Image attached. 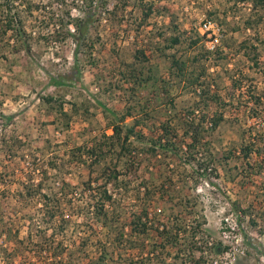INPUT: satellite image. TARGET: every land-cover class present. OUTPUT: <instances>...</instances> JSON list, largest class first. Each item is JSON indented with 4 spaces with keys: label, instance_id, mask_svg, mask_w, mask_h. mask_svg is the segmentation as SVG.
<instances>
[{
    "label": "trees",
    "instance_id": "trees-1",
    "mask_svg": "<svg viewBox=\"0 0 264 264\" xmlns=\"http://www.w3.org/2000/svg\"><path fill=\"white\" fill-rule=\"evenodd\" d=\"M47 1L48 6L40 8L33 0H0V59L8 60L9 71L12 63H17V58L11 59V55L13 57L21 51L26 55L32 54L33 41L62 45L68 37H72L71 74L52 75L49 81L55 86H72L86 92L88 88L82 80L84 69L78 55L81 53L90 63L89 71L98 67L97 59L92 56L93 41L87 44L86 40L92 30L98 31L100 21L106 19L110 30L117 26V30H112L117 33L118 27L125 21L124 17L135 10L136 4L139 21L133 32L137 35L150 16L162 15L164 9L155 6L152 0ZM228 1H232L231 5L222 14L231 13L233 18L236 17L234 6H239V3L250 6V13L242 21V30L251 33L249 38L242 41L233 39L232 33L240 29L239 25L232 26L225 18H219L216 10L208 11L206 17L221 28L220 45L213 50L206 47V33H201L197 27L191 25L186 30H180L172 25L168 33H157L162 37L159 43L163 45H157L148 52L147 48L138 47L133 42L129 61H117V57H113L118 63L113 62L106 71H93L92 81L96 83L99 93L88 92L87 99H93L101 108L106 121L105 129L98 136L90 137V145L85 141L68 150L63 149L60 156L68 153L67 159L56 156L44 160L37 157L29 162V169L25 171L28 178L25 177L24 182L19 181L21 190H16L18 200L21 203L38 201L37 211L41 215V222L50 225L57 221V227L51 234H46L45 228L38 230L41 229L37 227L38 224H30L28 232L22 236L17 228L5 221L0 210V222L8 224V227L0 225V233L4 231L7 240V244H0L2 264H78L82 252L79 245L82 246L83 242L70 250L65 239L54 238L56 235L63 237L66 227L72 224L71 217L76 213L73 211L78 206L77 199L84 203V206L79 205V209L77 207V213L83 215L85 222L95 220L109 233L114 232V236L106 240L113 247L109 249L106 244L96 240L95 244H100L99 251L95 256L86 258L87 264H206V248L215 258L227 251L230 246L220 240H213L207 246L205 219L198 211L199 201L193 189L200 179H206L216 190L223 191L219 182L221 170L224 186L226 181L229 184L236 182L241 188L264 172V86L258 91L252 79L249 84L245 83L249 76L237 68L238 60L234 62L240 54L251 59V66L247 68H255L254 71L264 80V59H261L262 54L258 50L264 45V0ZM74 9L76 15L73 14ZM42 13L47 14V21L39 31L46 32L33 38L32 31H36L37 27L28 25L27 20ZM184 43L190 52L188 56H180L176 48ZM169 49L171 52H167ZM192 50L198 52L191 55ZM113 53L114 49H111V56L117 54ZM208 61L210 66L207 65ZM230 61L234 62L235 68L228 67ZM160 62L166 65L164 74ZM114 64L119 66L115 68ZM208 71H214V74L209 77ZM104 73L113 80L109 78V82L106 81ZM222 75L229 79L225 96L221 94L219 84ZM69 81L70 84H65ZM173 86L191 94L188 105L182 103L177 106L175 95L169 93ZM141 88L145 89L147 103L152 101L158 106L164 104L167 108L161 120L148 108V104L135 107L139 104L137 91ZM114 89L120 90L124 98L121 112L111 108L100 96L101 92L111 97ZM87 99L79 102L66 101L63 94L58 97L53 94L40 96L44 114L55 117L51 122L44 123L57 124L59 119L62 122L61 130L67 129L72 116L88 113ZM65 104L69 105V110ZM12 119L13 115H5L0 111V120L3 121L1 129ZM249 120L251 123L247 126ZM225 123L237 124L240 129L239 139L228 147L222 146L223 139L219 136L221 126ZM87 129L89 132L93 130ZM107 129L109 133L105 132ZM1 134L3 130H0V150L6 151L8 162L15 157L24 159L23 155L15 152L24 142L14 132L8 133V139ZM86 158L90 161L86 162ZM76 161L89 168V176L79 184L80 189L66 180V172L59 176L61 170L58 167L65 162ZM145 161L161 171L158 174L160 181L150 186L143 178L144 171H141ZM97 171L100 175L92 177ZM12 172L0 169L1 196L6 197L8 187L16 181ZM129 173L140 178L139 185L144 191L140 205L129 221L130 237H125L120 223L123 210L115 197L116 194H123L129 185ZM45 183H49V186ZM79 193L84 196H73ZM155 197L163 202L166 214L161 211L150 214L149 209L157 202ZM1 200L0 205L3 203ZM229 202L237 223L247 224V227L263 223L264 212L258 210L260 202L256 208L252 204L242 206L239 200ZM183 215L192 216L191 224H187L188 229L182 228L180 224H168L171 219L178 223L184 219ZM258 232L261 233V230ZM183 233H188L187 240L181 238ZM33 236L38 237L36 241ZM244 237L248 248L263 258L264 248L254 245L247 234ZM113 248L119 249L117 257ZM120 249H128L129 254L122 256ZM32 252L36 257L31 259ZM244 252L245 255L249 254L248 250ZM3 254L6 260L1 259ZM237 262L235 257L233 264Z\"/></svg>",
    "mask_w": 264,
    "mask_h": 264
},
{
    "label": "rangeland",
    "instance_id": "rangeland-1",
    "mask_svg": "<svg viewBox=\"0 0 264 264\" xmlns=\"http://www.w3.org/2000/svg\"><path fill=\"white\" fill-rule=\"evenodd\" d=\"M148 1L150 0H147L146 2ZM33 2L40 8H43L44 5L48 6L47 0H33ZM152 2L155 6L164 8L162 11L163 14L150 16L145 21V24L140 27L137 35L133 32L139 21V11L136 4H134L135 10L130 14L128 13L127 17H124L125 21H123L118 27L117 33L112 32L113 28L114 30H117V26H114L110 30L111 27L106 19H102L100 21L97 32L94 30L91 31V34L86 42L89 44L93 41L92 56L97 59L98 67L94 65L95 67L91 69L92 71H89L90 63H87V60L82 57L81 53L78 55L80 64L84 69L82 73V80L87 86L88 92L99 93L96 83L92 81L94 77L93 71L95 73L96 71H102V69L106 71L113 62L118 63L117 61L122 60L129 61L132 49L134 48L133 42H135L136 46L147 48V51L150 52L156 48L155 46L164 44L159 43L161 42L162 37L157 34L158 32L165 31L166 34L169 32L172 25H176L180 28V30H186L191 25L198 28L201 20L207 18L206 16L208 11L216 10L219 18H225L226 22H229L232 26L239 25L240 29L232 33L233 39L242 41L243 39L250 37V32L242 30V21L250 13L249 5L239 3V6H234L236 17L233 18V16L230 15L231 13L222 14L224 10L228 9L231 5L232 1L228 0H152ZM73 14L76 15L75 9L73 10ZM46 16V13H42L37 17H31L27 20L28 25L31 24V26L34 25L37 27L36 31H32L31 36L33 38H36L38 34H45L46 31H39V28L46 23ZM73 48L74 41L72 37H68L65 44L62 45L54 42L46 44L42 40L37 42L33 41L31 49L32 54L26 55L21 51L17 55H13V57L11 55V59L17 58V63H12V67L9 71L8 60L2 61L0 59V111L5 115H13V119L3 129H1L3 127V121L0 120V130H3V134L1 135L8 139V133L11 134L14 132L15 135L21 136L22 141L24 140L22 147L20 146L15 150L17 154L23 155L24 159H22V157H15L12 161L8 162L7 156L5 155L6 151L0 150V169L5 168V171L7 172L13 170L12 175L15 176L16 179V181L11 184V187H8L6 197L1 196L0 194V200L2 199L1 202H3L0 205V210L5 216V221L10 222L14 228H17L22 236L26 235L28 232V225L30 226V224H38L37 227L41 228L38 230H44L45 228L46 234H51L53 230L56 229L55 227H57V221H53V224L50 225H45L41 222V215L37 211L38 201L34 200L31 203L25 201V203H21L20 200H18L19 197L16 190H21L19 181L24 182L26 179L25 177L28 178V173H25V171H28L29 169V162L37 157L44 160L56 156H59L61 159H67L69 157L68 153L60 156L63 149L68 150L71 146L81 144L85 141H87V145H90V137L98 136L100 132L105 129L104 127L106 121L103 118L102 110L95 104L93 99H87L88 92L72 86L58 87L51 84L49 81L50 76L52 75L60 76L62 74H71ZM176 48H178V54L180 56L190 55L189 49L186 48L185 43L181 46H177ZM259 48L260 49L258 50L262 54L261 59H264V45ZM111 49H114L113 54H117L111 56ZM167 52H171V50L169 49ZM195 52H198V50H192L191 55ZM113 57H117V61H114ZM237 58L239 59L234 61L237 62L238 60L237 68L244 70V73L249 76L248 80L245 79V83L249 84V80L252 79L253 83L257 87V90H261L264 86V80H262L261 75L254 71L255 68H247V66H251L252 60L246 58L242 54H240ZM234 62H228V67L235 68ZM160 64L161 72L164 74L166 65L164 62H160ZM207 65H211L210 61H208ZM114 66L117 68L119 65L114 64ZM210 71H208L209 77L214 74V71ZM104 76L105 80L109 82V78L111 79V77L106 73H104ZM115 79H117V76ZM168 81L171 82L172 79H168ZM219 84L221 94L225 96L226 90L229 88L228 77L222 75L221 80H219ZM144 93L145 89L142 88L137 91L139 104L135 107L138 108L142 104H148V108L151 109V111H154L158 120H161L163 118L162 114L167 108L164 104L158 106L152 101H148L147 103V97H145ZM169 93L171 95H175V103L177 106L182 103L184 105H188L192 99L191 94L180 91L177 86H173V89ZM46 94H53L55 97L63 94L66 101L78 100L79 102H83L87 99V104H89L87 105L88 113H80V115L72 116L69 127L65 130H61L62 122L59 119L57 124H46L44 122H49L50 120L55 119V117L45 115L44 112H40L36 107L39 103V97ZM100 96L111 106V108L119 112L122 111L123 97L120 90L114 89V93L111 97H108L101 92ZM65 107L69 110L68 104H65ZM250 123L251 120L247 121L246 125L248 126ZM237 127V124L232 125L229 123H225L221 126V134L219 133V136L223 139V147H228L232 142H237L240 131ZM87 128H92L93 130L89 132ZM105 132L109 133L110 130L107 129ZM138 149L139 146L136 147V151H138ZM89 161L90 159L86 158V162ZM12 162L15 163L12 164ZM237 163L239 164V161H237ZM58 168L61 170L59 176L62 175L63 172H66V180L71 184L78 186V189L81 187L79 184L85 181L89 176V168H87V166L80 161H76L75 163L65 162L64 165ZM119 168L121 169V165ZM142 170L144 171L143 178L147 182L148 186L152 183L160 181L158 175L160 170H158V168L154 165L148 163V161L143 162L141 166V171ZM222 172L223 171L221 170V178L219 179V182L223 191L216 190L215 187L211 186L206 179H200L198 185L193 189L194 194L197 195L199 201L197 204V208L199 209L198 211L205 219L204 229L208 235V238L205 237L207 239L206 241H208L207 246L211 245L213 240H220L224 244L231 246V251L221 258V264H233L235 257L238 260L237 264H264V257L262 258L253 250H250L244 237V234H247L254 245L264 248V217L262 220L263 223L260 222V224L255 227H247V224L237 223L238 225L231 224V226L234 225V228L232 229L229 225L222 224L223 217L234 212L231 208L229 200H239L242 206L252 204L253 208L258 207L260 202L261 205L258 210L262 209V212H264V172L260 176H257L248 182L243 188L238 186L236 182H234V184H229L226 180V186H224L222 182L224 179ZM53 173L54 172L51 174ZM99 175V171H97L93 173L92 177ZM128 179L130 183H128L129 185L124 190L123 194H116L115 197L123 210V213L120 216V223L123 225L124 233L126 234L125 237H130L128 236L129 233H131L129 221L132 214L140 205V199L144 191V188L139 185V177L129 173L127 180ZM45 184L49 186V183ZM78 191L80 192V190ZM80 194L81 193L74 194L73 196L78 198V195ZM81 196H84V194H81ZM155 198L157 202L149 209L150 214H158L160 211L163 214H166L163 202L158 197ZM77 202L78 206H76V209L74 208L76 211H73L76 213L77 207L79 209V205L84 206L82 200L78 201L77 199ZM23 205L29 206L22 207ZM157 209H160V211H157ZM76 213H74L71 217L72 224H69V227L67 226L68 228L66 227L63 237H61V235H56L54 238L65 239V243L70 250L76 249L80 246L82 248V252L80 257H78V264H87L86 258L95 256L99 251L101 243L106 244V247L109 249L113 247L111 244L106 243V240L112 238V236H114V232L109 233V230L102 227L100 222H94L95 220H92L91 222L89 219V221L85 222V219L82 217L83 215H78V213ZM183 216L184 219L180 220L178 223H174V220L171 219L168 224H180L182 228L188 229L187 224H191L192 216ZM2 223L3 222H0V225L8 227V224ZM73 223L78 224L76 225ZM223 230L228 232L227 237L223 236ZM258 230H261V233H259ZM5 235L6 233L1 231L0 244L2 242L4 245L7 244ZM35 238L38 237L33 236L34 241H36ZM181 238H183V240H187L188 233H183ZM96 240L100 241V244L96 245ZM80 242H83L82 246H78ZM31 246L32 245L29 247ZM9 248L10 247L8 246V249ZM1 250L2 249H0V251ZM113 250L115 251V257H117L119 249L113 248ZM246 250L249 251L248 255H245L244 251ZM120 252H122V256H127L129 254L128 249H120ZM204 255L206 256L205 261L209 264L211 259L215 258L211 255L208 248L205 249ZM34 256L36 257L35 253L32 252L30 258L32 259ZM3 258L6 260L4 254L1 259ZM0 264H2V261H0Z\"/></svg>",
    "mask_w": 264,
    "mask_h": 264
},
{
    "label": "built area",
    "instance_id": "built-area-1",
    "mask_svg": "<svg viewBox=\"0 0 264 264\" xmlns=\"http://www.w3.org/2000/svg\"><path fill=\"white\" fill-rule=\"evenodd\" d=\"M220 29H221L220 25H218L215 21L209 18H204L199 23L198 30L201 33H206L205 45L208 49L213 50L214 48L220 45V42H221ZM157 211H160V209H157ZM222 224L229 225V227L230 228L232 227L233 229L234 225L231 226V224H237L235 213L233 212V213H230L224 216L222 220ZM222 233L224 237L228 236L227 231L223 230ZM230 251H231V246L221 256L212 258L210 264H221L222 263L221 258L224 257ZM206 264H209V263L206 262Z\"/></svg>",
    "mask_w": 264,
    "mask_h": 264
},
{
    "label": "crops",
    "instance_id": "crops-1",
    "mask_svg": "<svg viewBox=\"0 0 264 264\" xmlns=\"http://www.w3.org/2000/svg\"><path fill=\"white\" fill-rule=\"evenodd\" d=\"M65 84H70V81L69 82H67V83H65ZM59 87V86H58ZM64 87H67V86H64ZM78 101V100H77ZM37 107V109L40 111V112H44V108L41 106V101H40V97H39V103H38V105L36 106ZM66 108V107H65ZM14 118H15V116H14ZM49 126V125H48ZM20 139H22L21 138V136L19 135L18 136ZM24 141V140H23Z\"/></svg>",
    "mask_w": 264,
    "mask_h": 264
}]
</instances>
